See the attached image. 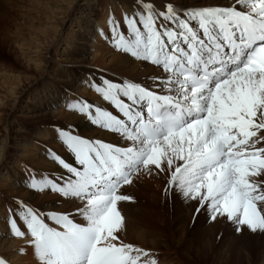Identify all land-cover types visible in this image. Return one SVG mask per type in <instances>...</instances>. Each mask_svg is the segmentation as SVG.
Segmentation results:
<instances>
[{"label": "snow or ice", "instance_id": "6c2138e0", "mask_svg": "<svg viewBox=\"0 0 264 264\" xmlns=\"http://www.w3.org/2000/svg\"><path fill=\"white\" fill-rule=\"evenodd\" d=\"M123 23L126 33L110 17L100 35L162 69L159 91L101 77L92 87L117 114L68 103L123 144L56 130L59 147L45 150L53 169L41 178L30 169L26 187L72 210L45 213L22 200L9 210L10 230L30 236L38 264H156L120 236L117 205L132 199L122 188L142 168L161 178L165 198L192 202L237 234H264V0H134Z\"/></svg>", "mask_w": 264, "mask_h": 264}, {"label": "bare ground", "instance_id": "6f19581e", "mask_svg": "<svg viewBox=\"0 0 264 264\" xmlns=\"http://www.w3.org/2000/svg\"><path fill=\"white\" fill-rule=\"evenodd\" d=\"M4 1L0 0V11L6 7ZM15 1L17 2L18 0ZM216 2L223 3L224 0H186V3L192 6ZM133 3L134 0H41L39 2L40 5L43 4V11L47 19L35 35L36 42L24 43L21 46L25 48V50H22V54L28 59L29 71L39 72L36 78L41 85L37 86L38 82L35 80L36 82H30L31 84L28 86L29 88L33 87L30 93L36 91L30 96V99H35L38 103L34 111H43L42 106L49 108L48 113H50L52 119L53 117L57 119L46 120L45 123L39 120L36 121L32 126V129H34L32 134H27L31 138L37 137L41 140H28V143H23L21 147L20 143L16 142L17 135L20 132H27L28 129L23 124L9 120V117L10 112L19 107L20 94L25 93L23 92L26 88L23 87L25 86L24 82H28L34 75L28 73L27 76L23 74L19 78L16 77L17 84L15 86L7 85L6 83L5 85H0V124H3L4 128H6L4 135L0 136V230L9 231L10 235V239L6 242L8 245L0 247V257L6 258L10 264H38L33 249L29 245L30 236L26 233L24 237H17L13 235L9 227V210L16 212L19 201L22 200L26 206L35 207L34 209L37 211L45 213L49 211H70L73 208L70 202L47 189L34 191L26 187L29 183L27 172L30 169L34 170L32 174L37 178L49 175L53 169L54 166L45 158V150L59 147L55 140L56 130L59 128L70 129L73 133L80 134L85 138L123 144V141L117 135L111 134L99 126L91 125L86 118L87 114H81L69 109L67 107L68 103L77 99L86 100L94 105L93 113L95 107L98 106L113 112V114H117L115 109L103 101L102 97L92 87L94 82H101V77L111 79L113 82L128 81L140 83L151 90L159 91L156 88V83L158 82V77L164 75L162 70L157 69L156 66L149 62L122 53L115 48L110 40H105L100 35L101 32L109 33L108 20L110 17L119 21L121 29L127 32L126 28H124L123 18L126 12H130ZM98 6H102L101 9L104 8L102 18L96 17ZM71 16H74L78 27L79 25L84 27L85 31L92 30L90 38L86 39L89 41L88 45L91 47V51L83 53L82 58L77 59L84 61L81 68L82 76L77 83L71 77L68 84L49 81L52 71L49 69L50 64L47 59L48 50L60 44L62 40L60 34L61 25ZM85 33L80 32V36L85 37ZM98 39H101V41L97 43ZM109 46V49L105 48ZM59 67L62 72H70L72 68L71 65ZM47 78L48 81L46 80ZM28 103L31 104H26L27 108L33 109L35 107L31 101ZM21 111H24V107H21ZM36 115H38L37 112H31V114L25 113L23 116L32 118L36 117ZM39 123L42 124L38 125ZM11 141L15 142L14 147H12ZM37 142L36 149L34 143ZM136 180L143 183L141 187L142 196L149 198L146 199L145 203H141V201L132 198L130 194L125 192ZM150 187H153L158 193L157 198L160 202L158 207L154 203L153 198L155 195L148 192ZM162 190L161 178L148 173L142 168L135 173L132 183L124 185L122 188L123 194L130 196L132 199L120 201L117 205L124 221V227L120 233L121 239L148 253L146 257L141 258L142 261L159 260L162 256H160L158 250H162L164 252L162 255H170L180 251L177 256L181 255V257L185 258V261H182L184 264H189V260H193L189 254L191 251L199 252L203 257L210 256L209 264H231L232 261L235 264H264V250L257 251L253 255L247 247L241 245L242 241L240 238L242 235L240 236L234 231V225L230 226L233 230V237L229 241H225L224 238L216 247H213L212 240L216 233L215 230L219 218L215 221L211 220L208 213L205 215L206 217H201L200 225L194 228L182 249H176L178 241L184 237L186 229L189 230L188 224L193 216L194 205L192 202L171 196L173 200L172 204H170L171 208H169L167 203L169 200L162 196ZM10 203L14 205L9 206ZM7 206H9V209L6 208ZM154 207L156 208L154 209ZM154 210L155 212H153ZM171 222L172 224H170ZM225 222L226 220L223 221V226H220L222 230ZM18 223L22 224V221L18 219ZM175 238L178 241L175 245L171 244L172 246H170L167 240L172 241ZM197 239L199 240L197 241ZM21 248L24 249L23 253L20 251ZM168 261L169 264H172L170 259Z\"/></svg>", "mask_w": 264, "mask_h": 264}, {"label": "rangeland", "instance_id": "374dc122", "mask_svg": "<svg viewBox=\"0 0 264 264\" xmlns=\"http://www.w3.org/2000/svg\"><path fill=\"white\" fill-rule=\"evenodd\" d=\"M40 1L38 0H23V1L18 0L17 2L16 1L14 2V0L12 1L5 0L4 5L6 7L2 11H0L2 12L0 13V85H5L6 83L7 85L10 84L11 86L12 85L15 86V84H17V81L15 80L16 77L19 78L23 76V74L24 76H27L28 73L34 75L32 76V78H30L28 82H24L25 86L23 87H26V88L24 89L23 92L25 93L20 94V100L18 101L19 107L16 109H13L12 112H10V117H9V120H12L14 123L23 124L28 129L27 132H20L19 134L17 133L18 137H17L16 142H19L21 147L23 143H26V142L28 143V140L29 141L32 139H36L35 141L41 140L40 138H37V137L31 138L27 134V133L32 134V132L34 131V129H32V126L36 121L39 120L42 123H45L46 120L52 121V120L57 119L56 117L55 119L54 117L52 119V116H50V113H48L50 110L49 108H44L42 106L43 111L42 110L34 111L36 110L38 103L36 102L35 99L33 100L30 99V96L31 94H34L36 91H34L33 93H30L33 87L29 88L28 86L29 84L34 83V81L37 80L36 77H38L39 72H35L33 70L29 71L28 59H26L25 55L22 54V50H25V48H22L21 46L24 45V43L28 44V43H32V41L36 42L35 35L39 32L40 27L43 26V22L47 19L43 11V8H44L43 4L42 5L39 4ZM101 7L102 6H98L97 8L98 9V14L96 16L97 18H102V12L104 11V8L101 9ZM79 27L76 24V20L74 16L69 17L68 20H66L61 25L60 34H61L62 40L60 44L58 46L55 45L53 49L48 50L49 53L47 55L48 56L47 59L50 64L49 69L52 71L50 73L49 81H57L60 83L68 84L70 77L75 81V83H77V81L81 78L82 76L81 68L83 66L84 61H79L77 59H81L83 53H89V51H91V47L88 45L89 41H87L86 39L90 38V34H92V30L85 31L84 27H81L80 25ZM80 32L81 33L86 32L84 34L85 37L81 35L83 39L80 36ZM99 41H101V39H98L97 43ZM105 48L109 49L110 46L105 47ZM63 65H71L72 68L70 69V72H62L59 66H63ZM46 80L48 81V78ZM37 82H38L37 86H40L41 84L39 83L38 80ZM30 101L35 106L33 109L27 108L28 106L26 104H29L28 102ZM21 107H24V111H21ZM26 108L27 110L25 111ZM31 112H35V113L37 112L38 115L32 118L23 116L25 115V113L31 114ZM42 123H39L38 125H41ZM5 129L6 128H4V125L0 124V136L4 135ZM34 144L36 145L35 148L37 149L38 142ZM11 145L12 147H14L15 142L11 141ZM142 186H143V183H141V181L139 180H136L135 183L131 187H128L125 190V192L130 194L132 198H135L136 200L141 201V203H145L146 199H149V198H144L142 196V193H141ZM148 192H151L152 194L155 195L153 199L155 201L154 203L156 207H158L160 202H159V199L157 198L158 196L157 191L153 187H150L148 189ZM161 192L163 193L162 196H165L164 191L162 190ZM167 199L169 200L167 202L169 204V208H171L170 204H172L173 197L169 195ZM13 205L14 204L12 203L9 204V206H13ZM9 206H7L6 208L9 209ZM156 207H154V209ZM153 212H155V210ZM206 214L207 213L203 211L197 214L194 208L193 216L191 217L192 219L190 218V222H189L190 226L188 224L189 230L186 229V233L184 237H182V239H180L179 241L176 238L172 241L167 240V242H169L168 244L172 246L171 244L175 245V243L178 241V246H176L177 247L176 249H179V250L182 249V247L188 241V236L192 234L194 228L200 225L202 221L201 217H204ZM223 221H224L223 218H219L217 220V227L215 230L216 233L212 240L213 247H216L218 243H220L224 238H225L224 239L225 241H229L230 238L233 237L232 236L233 230L230 227L232 224L230 222H227V221L225 222L223 230L222 228H220V226H223ZM170 224H172V222ZM240 236H241L240 239L242 241L241 245L247 247V249L251 251L253 255L257 251L264 250V234H261L259 232L252 233L251 231H244L240 234ZM8 239H10L9 231L0 230V247L3 245H8L6 243ZM198 240L199 239H197V241ZM158 252L160 256L162 257H160L159 260L155 261L156 264H169L168 259L171 260L172 264H184L182 261H185V258L181 257V255L177 256V254H180V251L174 254H170V255L169 254L162 255L164 254L162 250H158ZM189 254L193 258V260L191 261L189 260V264H192V262L193 264H209L210 262V256L203 257L201 253L199 252L195 253V251H191L189 252ZM231 264H235L234 261H232Z\"/></svg>", "mask_w": 264, "mask_h": 264}]
</instances>
